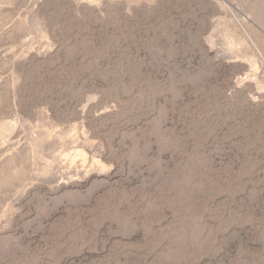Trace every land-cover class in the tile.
Segmentation results:
<instances>
[{
    "label": "rangeland",
    "instance_id": "rangeland-1",
    "mask_svg": "<svg viewBox=\"0 0 264 264\" xmlns=\"http://www.w3.org/2000/svg\"><path fill=\"white\" fill-rule=\"evenodd\" d=\"M0 264H264V0H0Z\"/></svg>",
    "mask_w": 264,
    "mask_h": 264
}]
</instances>
